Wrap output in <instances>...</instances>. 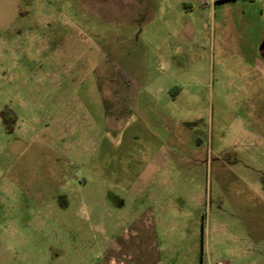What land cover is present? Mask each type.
<instances>
[{
	"label": "rangeland",
	"instance_id": "374dc122",
	"mask_svg": "<svg viewBox=\"0 0 264 264\" xmlns=\"http://www.w3.org/2000/svg\"><path fill=\"white\" fill-rule=\"evenodd\" d=\"M0 264H264V0H0Z\"/></svg>",
	"mask_w": 264,
	"mask_h": 264
}]
</instances>
